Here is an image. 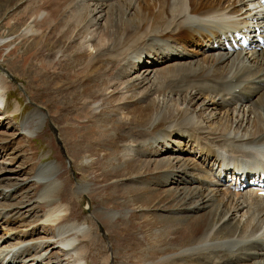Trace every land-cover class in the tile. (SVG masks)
I'll use <instances>...</instances> for the list:
<instances>
[{"label":"rangeland","instance_id":"374dc122","mask_svg":"<svg viewBox=\"0 0 264 264\" xmlns=\"http://www.w3.org/2000/svg\"><path fill=\"white\" fill-rule=\"evenodd\" d=\"M125 2L0 0V38L11 40L4 55L0 53V74L6 73L10 86L4 98L10 105L6 119L0 114V215L9 217L0 219V238L5 237V232L12 235L18 232L1 247L12 250L22 242H47L55 236V228L68 224L89 228L85 240L77 234L67 236L80 242L77 258L62 255L61 249H49L43 243L30 250L26 257L43 253L45 260L29 262L31 264H172L167 258L180 250L181 245L176 246L173 238L176 231L170 226L174 215L183 208L179 202L182 196L178 199L172 190L168 191L175 187L171 179L179 178L180 174L174 169L167 171L171 176L163 186L160 184L162 175L154 172L153 165L140 169L133 163L139 151L153 152L149 149L151 144L141 150L134 149L142 136L166 126L160 124L153 131L140 129L150 115L146 116L148 112L144 110L146 102L137 103V96L149 92L157 96L172 87L170 83L160 85V89L159 83L150 87L151 80H146V84L140 75L169 62L159 67L147 64V68L137 62L131 74L121 73L123 54L141 50L140 42L132 44L134 34L130 33L138 23V9L134 2L130 9L126 8ZM141 9L150 13L146 6ZM150 9L156 15L154 7ZM38 13L42 14L40 20L32 28L28 27L26 35L20 36L30 17ZM92 34L95 39L90 37ZM98 45L103 50V46H111V50L106 55L103 51L97 54ZM138 75L135 82H126ZM139 81L143 84H138ZM151 93L152 100L156 96ZM174 94L168 95L170 104L179 109L184 96ZM158 99L163 101L161 97ZM15 102L20 106L19 112L12 116ZM96 103L99 108L94 111ZM200 103L201 100L195 101L193 107H189L190 112L199 111ZM31 112L43 116V119L37 116L34 122H27L30 131L38 127L33 134L23 131L22 126ZM208 113L210 116L217 111L207 110ZM38 118L39 123L43 122L35 126ZM179 120L178 117L174 122ZM212 123L218 126L220 134L234 128L231 119ZM138 130L144 134L140 135ZM179 133L182 136L171 140L168 155L162 154L163 159L183 158L185 163L181 164L189 168L180 173L192 177H197L200 170L208 171V162L203 165L202 161L211 157L191 152L189 135ZM162 149L166 148L162 146ZM186 150L192 154L185 155ZM181 151L184 152L180 154ZM158 159L160 155L145 157V161ZM50 164L58 167L61 194L57 203L68 212L54 227H43L42 215L46 208L35 203L41 187L32 177ZM211 164L218 165L215 160ZM17 184L23 186L13 190ZM195 186H198L196 180L187 185L190 189ZM76 187L85 188L87 194H76ZM5 190H13L5 194L7 199H3ZM111 214H116L112 220ZM31 226L37 228L32 234L21 237ZM180 258L174 260L178 262ZM163 259L166 260L162 262ZM9 263L22 264L21 259ZM0 264L8 263L0 260ZM181 264L188 262L182 259Z\"/></svg>","mask_w":264,"mask_h":264},{"label":"bare ground","instance_id":"6f19581e","mask_svg":"<svg viewBox=\"0 0 264 264\" xmlns=\"http://www.w3.org/2000/svg\"><path fill=\"white\" fill-rule=\"evenodd\" d=\"M133 2L138 9V23L130 33L135 35L132 37V44L140 42L141 50L123 54L124 57L120 60L121 73L125 71V75L131 74V68L137 62L141 63V67H146L147 64L159 67L169 62L163 67L147 69L145 75H140L146 84V80H151L150 87L157 83L158 89L166 83H170L172 87L160 91L163 93L157 96L151 92L137 96V103L146 102L144 110L148 112L146 116L150 115L140 129L153 131L160 124L166 126L149 135L138 130L140 135H144L134 149L141 150L151 144L149 149L153 152L139 151L133 159V163L140 169L153 165L154 172L162 175L160 184L163 186L171 176L167 171L174 169L175 173L180 174L179 178L171 179V184L175 187L168 191L172 190L178 199L182 196L179 202L183 208L174 215L176 217L173 216V224L170 226L176 231V235L171 236V239L174 238L176 246H181L180 250L167 260L172 264H181L182 259L188 264H264V201L256 194L264 189L263 0H126L124 4L130 9ZM144 6L150 13L141 9ZM152 6L156 15L152 14ZM93 12L98 14L95 10ZM41 16V13L32 15L27 27L18 34L26 35L29 32L28 27L32 28ZM232 30L248 34L251 41L249 53H245L243 48L245 36L239 38L240 40L235 37L230 39ZM90 37L95 39L94 34ZM135 39L137 40L134 41ZM10 41L0 38L1 56L9 48ZM103 47L104 50L98 45L96 53L103 51L106 55L111 50V46ZM249 54L251 56L247 57ZM7 78L6 73L2 71L0 114H4V119L10 106L4 99L10 91ZM138 78L139 75L126 82L132 83ZM138 84L143 83L139 81ZM174 92L178 97L184 96L183 106L179 109H174L170 104L171 97L168 95L173 96ZM150 93L156 96L152 100L149 98ZM160 97L163 98L162 102L158 99ZM198 100H201L199 111L190 112L189 107L192 108L193 103ZM19 107L15 102L11 110L12 116L19 112ZM97 108L99 106L96 103L93 110L96 111ZM207 110H216L217 113H211L209 116V113L206 114ZM37 116L43 119L42 115L35 112L26 116L22 124L23 131L31 134L38 130L36 127L30 131L27 126V122H34ZM178 117L179 122H174ZM224 119H231L234 128L220 134L218 126L212 122L222 123ZM35 122V126H40L43 121L39 123L38 118ZM180 131L189 135L187 138L191 141V152L211 157L208 161H202L203 165L208 162L209 170L198 171L197 177L182 174V171L189 168L184 164L183 158L162 157V154L168 155L167 149L171 140L182 136ZM162 146L166 149L163 150ZM182 152L184 151L180 154ZM151 154L160 155V159L145 161V157ZM186 154L192 153L186 150ZM213 160L218 163L216 167L211 164ZM199 165L192 164L193 167L202 169L203 166ZM57 174L58 167L50 164L46 168H40L32 177L33 182L41 187L35 203L46 208L42 215L43 227H54L68 212L65 206L57 203L61 194ZM193 180L197 181L198 186L190 189L187 185ZM249 180H253V184L257 185L255 189H251ZM21 186L23 184H17L12 189L17 190ZM13 190H5L3 199L9 198L5 194ZM75 191L78 195L87 194L85 188L76 187ZM195 198L193 202L192 199ZM109 216L112 220L116 214ZM8 218L0 215V219ZM35 228L37 226H31L21 237L32 234ZM54 230L55 236L47 242L30 240L31 242H22L18 248L12 250L1 245L18 235V232L13 235L5 232V237L0 238V260L8 264H11L9 262L13 259H21L22 264L40 262L46 258L43 253L28 258L26 256L30 250L42 246L43 243L44 246H49V249H61L62 255L77 258L80 251L77 245L80 242L74 237L67 239V236L77 234L85 240L89 228L68 224ZM178 257L181 258L177 262L174 259ZM171 258L173 259L170 260Z\"/></svg>","mask_w":264,"mask_h":264}]
</instances>
